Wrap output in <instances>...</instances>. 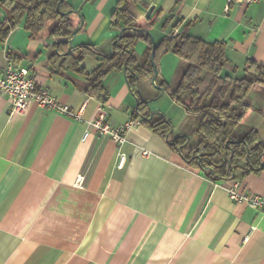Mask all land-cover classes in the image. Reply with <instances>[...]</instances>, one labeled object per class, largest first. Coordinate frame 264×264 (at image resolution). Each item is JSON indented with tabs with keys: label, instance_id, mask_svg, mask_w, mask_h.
I'll return each mask as SVG.
<instances>
[{
	"label": "crops",
	"instance_id": "crops-1",
	"mask_svg": "<svg viewBox=\"0 0 264 264\" xmlns=\"http://www.w3.org/2000/svg\"><path fill=\"white\" fill-rule=\"evenodd\" d=\"M144 2L129 7L141 24L150 4L162 10L149 28L155 40L175 28L204 40H222L229 60L223 71L236 77L247 58L264 63V1L228 9L226 0ZM67 3L84 19L72 45L92 43L108 53L119 32L110 21L115 0ZM73 21L78 24V15ZM54 40L47 29L30 37L21 22L0 41V70L8 63L27 66L38 85L74 113L84 104L76 118L36 102L11 111L7 97L0 95V264H264V214L229 197L226 187L234 180H210L167 141L178 134L195 141L197 115L170 98L195 127L183 130L165 114L172 126L164 135L133 115L135 97L124 69L107 73L104 98L98 96L82 72L59 66V59L52 63ZM145 47L143 39L136 42L138 61ZM186 64L171 51L162 53L156 82L172 89ZM80 65L91 70L98 62L87 56ZM139 85L144 97H156L149 109L161 111L168 89L158 95L144 77ZM252 90L257 93L247 97L251 108L238 124V136L252 127L258 130L259 122L264 125L259 112L264 87ZM100 108L112 127L139 121L117 143L91 124ZM120 151L126 157L117 167ZM239 181L245 190L264 196V169Z\"/></svg>",
	"mask_w": 264,
	"mask_h": 264
},
{
	"label": "trees",
	"instance_id": "trees-1",
	"mask_svg": "<svg viewBox=\"0 0 264 264\" xmlns=\"http://www.w3.org/2000/svg\"><path fill=\"white\" fill-rule=\"evenodd\" d=\"M58 1L0 0V41L6 40L11 29L21 22L30 37H36L45 29L55 40L70 36L77 25L73 18L78 12L67 0H62L57 10ZM132 3L145 4L144 0H115L110 21L118 28L125 26L126 30L114 43L112 56L98 54L92 43L78 44L72 52H67L71 48L68 43L54 41L57 51L49 59L52 63L59 59V66L82 72L91 92L103 98L104 77L113 69H124L130 89L136 94L140 77L150 81L153 68L150 62L151 40L147 34L134 28L149 29L154 26L162 10L154 8L150 16L145 18V24H141L139 16L129 7ZM170 20L171 17L166 18L162 27L165 28ZM140 39L146 42V47L142 59L138 61L133 52ZM167 51L181 57L187 64L177 84L172 89L166 85L164 88L168 89L170 97L182 105L187 113L197 115L195 141L190 142L187 135L178 134L167 140L168 143L172 140L169 144L178 150L182 158L188 164L198 167L214 182L241 180L249 173L263 170L264 139L259 131L252 127L238 136L236 129L251 108L248 93L256 87H264V63L247 58L242 66V75L232 76L223 71L229 61L224 41H208L186 32L165 34L155 41L154 56L157 64L159 56ZM87 56L98 62L91 70L80 65ZM236 69L232 68L233 71ZM151 111L145 101H140L133 108V115L141 117L151 128L167 134L171 129L170 122L159 112L149 118ZM259 112L264 116V104Z\"/></svg>",
	"mask_w": 264,
	"mask_h": 264
},
{
	"label": "built area",
	"instance_id": "built-area-1",
	"mask_svg": "<svg viewBox=\"0 0 264 264\" xmlns=\"http://www.w3.org/2000/svg\"><path fill=\"white\" fill-rule=\"evenodd\" d=\"M257 1L264 0H226L225 9H228L230 4ZM176 31V28L173 29V32L169 35H174ZM0 95L7 97L11 111H23L30 102H36L43 108L56 110L62 114L78 118L84 107L83 104L79 112L74 113L70 106L58 100L47 88L40 87L27 66H18L12 63H8L0 70ZM135 121H139V118L126 122L124 125L112 127L105 122V111L100 108L97 116L91 120V124L97 132L108 133L113 141L121 143L124 141V130ZM143 153L146 154L147 150H143ZM125 157V152L120 151L117 167L123 165ZM226 190L232 200L244 201L250 207L264 214V196L245 190L241 187L239 180H234L231 185L226 187Z\"/></svg>",
	"mask_w": 264,
	"mask_h": 264
},
{
	"label": "water",
	"instance_id": "water-1",
	"mask_svg": "<svg viewBox=\"0 0 264 264\" xmlns=\"http://www.w3.org/2000/svg\"><path fill=\"white\" fill-rule=\"evenodd\" d=\"M61 1L62 0H59L57 2V10H59V4H60ZM152 10H153V5L150 4L147 7V9H146V11L144 13V17L148 18L150 16ZM78 16H79V22L75 26V28L72 30L71 35L67 36V37H61V38H59L57 40H54V41H57V43H60V42L68 43L71 48H69V50L67 52H72L75 49V46L78 45V44L72 45V43H73V41L75 39V36H76L77 32L82 28L83 21H84L83 16L80 13L78 14ZM125 30H126L125 26H122L121 28H119V32H118L117 36L110 42L108 53H103V52H100L99 50L97 51V53L105 55L107 57L112 56V54L114 52L113 45H114V43H116L123 36V32ZM134 30H139V31L147 34L149 36L150 40H151L150 62H151L152 68H153V73H152V75L150 77V81L149 82L153 86V88H155L156 90L159 91L158 95H161L165 91V88H164V86H162L161 84L156 82L159 70H158V64L156 63L155 56H154L155 41H156L155 37H154L153 33L148 28L141 27V28H134ZM80 44H82V43H80ZM53 45H54V42H53ZM54 51H57V48H55ZM125 72H126V70H125ZM131 92H132V94H134V97H135V106H134V108L138 106L140 101H145L148 104V102H150V101H152L153 99L156 98V97H149V98L144 97L143 92H142L139 84L137 86L136 94L132 90H131ZM155 112H158V111L152 110L150 115H149V118H151L152 115ZM161 115H163V114H161ZM172 142L173 141L171 140L169 143H172ZM186 142H187V140H186ZM261 167H262V162L260 163V168Z\"/></svg>",
	"mask_w": 264,
	"mask_h": 264
},
{
	"label": "rangeland",
	"instance_id": "rangeland-1",
	"mask_svg": "<svg viewBox=\"0 0 264 264\" xmlns=\"http://www.w3.org/2000/svg\"><path fill=\"white\" fill-rule=\"evenodd\" d=\"M173 32V31H172ZM177 32H175L174 34H176ZM170 33H168L169 35ZM254 91H250L248 93V97H250V99L253 97L254 94H256L257 92L253 93ZM171 97H165V99H162L161 100V104H162V110L161 111H158L159 113L163 114V115H171V119L173 121V123L175 125H179V124H182V129L183 130H186L189 132V130L192 131L193 127H195L194 125L192 126V123H193V118L190 116V117H186L184 116V111H182V109L179 107V106H175V105H171L170 102H171ZM253 103L254 105H257L256 103L258 102H254V98H253ZM260 105V104H259ZM154 106V105H152ZM262 107V106H260ZM157 111V110H155ZM258 130L260 133H264V125H262L260 122L258 124ZM172 126V125H171ZM239 127H237L236 130H238Z\"/></svg>",
	"mask_w": 264,
	"mask_h": 264
}]
</instances>
